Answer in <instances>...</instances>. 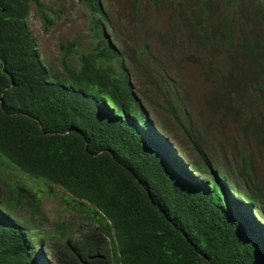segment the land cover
Wrapping results in <instances>:
<instances>
[{"label":"trees","instance_id":"obj_1","mask_svg":"<svg viewBox=\"0 0 264 264\" xmlns=\"http://www.w3.org/2000/svg\"><path fill=\"white\" fill-rule=\"evenodd\" d=\"M160 1L166 7L164 0H127L122 17L137 18L147 6L158 13ZM169 1L185 9L182 37L212 59L209 109L262 152L264 8L252 7L236 35L234 20L214 7L243 12L241 1ZM79 2L89 13L92 46L81 53L76 41L61 44L59 75L43 63L28 25L32 7L46 32L55 13L42 0H0V188L11 201L3 207L0 200V264H264V190L250 153L241 169L219 166L176 89L163 88L165 74L149 70L147 40L132 50L110 34L103 0ZM154 36L165 44L174 37ZM219 51L230 64L221 75L213 61ZM133 77L154 89L195 161L150 119L156 103L139 99ZM252 95L257 111L250 110ZM53 186L96 225L72 240L76 224L60 221L54 233L68 239L54 242L47 259L43 249L54 235L37 234L29 221L43 220L39 199L56 192Z\"/></svg>","mask_w":264,"mask_h":264},{"label":"rangeland","instance_id":"obj_2","mask_svg":"<svg viewBox=\"0 0 264 264\" xmlns=\"http://www.w3.org/2000/svg\"><path fill=\"white\" fill-rule=\"evenodd\" d=\"M43 3L51 9L53 15V27L48 32L45 31L41 17L38 16L34 7H32L28 25L30 31L35 38L43 63L52 68L53 72L62 75V62L60 45L67 44L69 41H76L79 44L80 52L88 51L92 44V35L88 33L89 13L79 0H42ZM127 0H103L108 12V16L113 25L110 34L116 39H121L130 44L132 50L142 49L144 40L148 42V49L151 53L146 56L145 62L149 65L150 71H158L165 74V86H169L173 90L176 89L181 99L182 110L185 111L189 125L193 127L202 138L205 149L211 157L222 166L230 171L241 169L243 161L248 152L254 159V164L258 175L260 176V184L264 190V150L257 152L254 148L253 138L244 142V136L236 124L230 120L221 124V114L209 109L207 101L212 99L215 92L216 78L213 76L210 62L212 61L205 53L196 48L191 42L186 41L184 35L185 9L179 7L175 1L166 2V7L162 1L159 2L160 10L155 12L152 6H147L140 16L137 18L122 17V7ZM152 1V0H150ZM243 5V12L239 9L229 8L221 10L220 6H215L217 12L223 11L234 20L236 35L245 30V14L251 15L252 7L262 6L263 0H238ZM237 1V2H238ZM195 4L197 0H191ZM216 3V2H215ZM177 10V12H176ZM179 13V15H178ZM187 13V11H186ZM189 15V13H188ZM190 16V15H189ZM134 23L130 25L129 23ZM171 31L174 35L170 39V44L166 43V37L158 40L154 34ZM115 33V34H114ZM77 57L74 58L76 62ZM214 61V71L216 74H223L229 69V61L222 54L217 53ZM135 92L139 99L143 102L152 103L150 107V119L159 125L162 123L164 133L170 138L178 150L183 153H190L191 161H195L197 156L192 151L189 143L182 135L180 129L175 125L173 120L167 116L163 109L159 106L158 99L152 98L154 89L150 90L141 79L133 77ZM159 84V80L155 82ZM173 86V87H172ZM175 86V88H174ZM250 110L257 111L255 103L256 96H251ZM253 146V150H251ZM54 193H46L39 201L40 211L43 220H39L40 216H36L34 220H30V224L37 229V234H43L46 237L54 235V239H49L43 249L45 258H52L51 245L54 242H62L67 240L66 237L58 233H54L60 221H67L76 224L77 234H72L71 239L77 240L80 232H87L95 226L94 221L85 217L80 211L73 208L70 195L61 187L53 186ZM0 200L3 201V207L10 205V196L5 186L1 185ZM27 218H31V214L27 213ZM57 232V231H55ZM51 264H53L51 262Z\"/></svg>","mask_w":264,"mask_h":264}]
</instances>
